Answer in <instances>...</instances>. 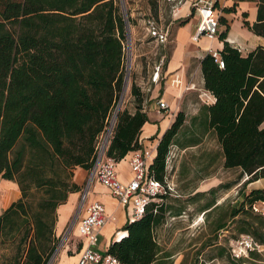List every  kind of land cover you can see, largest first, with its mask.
I'll return each mask as SVG.
<instances>
[{
	"label": "trees",
	"instance_id": "1",
	"mask_svg": "<svg viewBox=\"0 0 264 264\" xmlns=\"http://www.w3.org/2000/svg\"><path fill=\"white\" fill-rule=\"evenodd\" d=\"M256 2L254 23L246 13L242 23L264 39V0ZM125 27L118 0H0V180L16 184L20 193L0 213V243L13 246V255L0 264H45L54 253L56 209L79 190L73 170L92 168L98 137L123 86ZM225 39L223 32L219 40ZM218 57L222 65L211 54L200 61L203 87L213 97L205 108V131L220 147L222 167L238 169V180L247 177L244 189L264 178V46L243 55L224 41ZM130 95L134 112L125 105L117 113L106 153L116 163L141 148L148 122L140 89L132 85ZM184 120L179 112L148 167V176L161 183ZM257 204L264 206V187L245 194L216 231L235 224L238 235L264 246V207ZM164 218L162 202L148 204L106 254L122 264H153L159 253L154 229ZM218 250L221 258L224 249Z\"/></svg>",
	"mask_w": 264,
	"mask_h": 264
},
{
	"label": "crops",
	"instance_id": "2",
	"mask_svg": "<svg viewBox=\"0 0 264 264\" xmlns=\"http://www.w3.org/2000/svg\"><path fill=\"white\" fill-rule=\"evenodd\" d=\"M190 4V0H187L180 3L181 6H173L172 20L165 27L157 26L161 30L168 31V40L165 43H158L148 35L146 21L152 18L145 20L143 34L137 35L136 31L131 33L132 76L126 108L130 114L134 112V104L132 102L129 104V100L131 98L130 88L135 85L140 89L143 97V111L148 117V122L143 125L139 136L141 147L153 148L154 158L159 140L165 131L170 128L179 112H182L185 117L179 134L182 128H191L190 137L187 141L180 142L178 134L172 145V148H177L180 154L177 158L170 160L166 170V178L173 186L175 193H168L162 199L165 218L163 223L154 229L159 253L153 264H170L169 261L174 255H178V259L173 264H180L182 253L168 251V248L180 235H206L204 219L213 208L221 205L219 200L212 199V196L221 190L227 191V189L222 188L227 184H223L221 176L210 171L202 173L195 170V168L189 169L182 159L186 150L197 148L202 144L203 140L196 134V131H199L201 127L205 129L207 122L205 108L208 106L203 102L206 97L200 96L201 93L206 92L203 87L200 61L207 54H218L223 48L224 41L237 48L243 55L258 46H264V39L254 35L242 23L243 13L247 14V21L250 25L254 23L257 11L256 0H223L220 7L221 11L224 8L233 9L232 13L222 12L220 16L226 20V24H220L219 33L215 39H207L202 36L196 42L192 40V37L196 31L199 18L196 13L193 16L191 15ZM177 19H181L180 24L173 23ZM223 32H226V39L220 41L219 35ZM146 37L149 39L148 41H146ZM160 62H162V67L159 81L154 83L151 81V77L154 67ZM159 99L167 104L168 109L166 111L157 110L156 101ZM208 100L210 101V98ZM181 144L183 146H180ZM218 150L221 169L227 172L229 170L222 167L223 158L219 146ZM202 152L201 155L212 156L211 153ZM195 155L196 153L193 154V156ZM129 157L130 153L117 163L116 167L119 179L123 183L127 182L131 176L128 167ZM210 165L211 163L208 164V166ZM87 175L88 171L79 167L73 170L72 182L79 190L69 193L66 201L56 209V238L62 236L73 220L76 223L79 194L84 188L82 184ZM246 179L247 177H244L238 181L243 183ZM260 182H264V178L249 183L245 187L246 190H242L239 198H242L251 190L262 189L264 184L261 186L256 185ZM212 190H214V193H211ZM89 200L102 203L108 216L106 224L98 232L96 246L98 252L106 253L111 243L119 237L126 236L123 227L131 217V210L119 205L108 190L100 184L91 189ZM74 233L79 239L78 247L68 245V240L64 245L65 249L58 251L56 254L53 264H78L79 253L84 245V240L78 235L76 229ZM207 235L210 239V234ZM205 240L206 237L204 236L200 241V244L203 243L204 249L207 246ZM194 246L195 244L192 247ZM208 248H210V245H208ZM261 260L260 254H252L251 261Z\"/></svg>",
	"mask_w": 264,
	"mask_h": 264
},
{
	"label": "built area",
	"instance_id": "3",
	"mask_svg": "<svg viewBox=\"0 0 264 264\" xmlns=\"http://www.w3.org/2000/svg\"><path fill=\"white\" fill-rule=\"evenodd\" d=\"M217 0H190L191 9L198 15L199 21L196 31L192 37L197 41L200 37L215 39L219 33V15L215 7ZM176 12V10H175ZM126 20V35L122 42L123 51V86L119 97L111 112L103 132L98 137L95 147V160L92 168L88 171V181L79 194V206L75 223V229L78 235L84 240V245L79 253L78 264H122L115 257L100 253L96 250L98 243V232L106 224L108 216L105 207L99 201H90L89 195L93 182L100 184L108 190L110 195L117 203L131 210L129 223L139 220L145 208L150 203H161L162 197L168 193H175L173 186L164 178V183L148 176L149 163L153 159V148L137 149L130 153L128 167L130 179L123 183L119 179L117 163L107 156L109 142L113 135L116 123L117 113L127 104V95L132 76L131 62V31L130 24ZM146 31L148 35L158 43H165L168 40V31L157 27L154 20L146 21ZM219 65H222L218 54L213 53ZM162 62L154 67L151 77L152 82L159 81ZM206 91V90H205ZM200 96L206 97L203 102L209 106L213 102V97L209 92H203ZM210 98V101L208 100ZM156 107L159 111H166L167 104L161 99L156 101ZM168 156L166 161V170L170 163ZM67 228L60 237V244L63 247L69 240ZM121 238H117L119 241ZM264 246L258 244L251 236L241 235L236 241L230 244L229 255L234 260L249 259L250 253L260 254ZM56 250L45 264H53Z\"/></svg>",
	"mask_w": 264,
	"mask_h": 264
},
{
	"label": "rangeland",
	"instance_id": "4",
	"mask_svg": "<svg viewBox=\"0 0 264 264\" xmlns=\"http://www.w3.org/2000/svg\"><path fill=\"white\" fill-rule=\"evenodd\" d=\"M121 10L124 15L129 18L131 33L137 32V35L144 33V22L148 18H152L156 25L166 26L169 21L172 20V7L181 6L187 0H118ZM219 1V2H218ZM223 0H217L215 7L217 9L219 18L222 15L220 9ZM191 15L195 13L190 10ZM181 19H177L174 24H180ZM220 26V23H219ZM134 35V34H133ZM132 36V34H131ZM149 39L146 37V41ZM133 103V98L129 100V104ZM134 104V103H133ZM134 107V106H133ZM190 129L188 127L182 128L179 134V141L185 142L190 137ZM202 127L196 134L202 138V144L197 148L188 149L184 152L182 159L189 169L195 168L198 172L207 173L208 171L213 174L221 176L223 184H229L230 188L227 191L221 190L212 196V199H217L221 205L213 209L204 219L205 222V233L206 235H180L168 248V251L182 253L180 257V264H230L231 258L229 255L230 244L236 241L241 235L236 232V225L230 224L228 228L216 231V226L220 222H226V215L228 214L231 207H237L241 198V192L243 190L242 181H238V170H229L224 172L221 169L219 162V150L216 139L212 132L207 133ZM203 151V152H202ZM211 153L212 156L201 155L200 153ZM196 153L195 156L193 154ZM180 151L173 147L170 150L169 157L171 161L178 157ZM211 163L210 166L208 164ZM212 166V167H211ZM186 169V168H185ZM211 169V170H209ZM88 178L84 180L82 187L87 183ZM264 182L256 184L257 186L263 185ZM95 186H99L95 181L92 184L91 189ZM4 188V189H3ZM246 188H244V191ZM4 192V193H3ZM3 194V195H2ZM11 194V195H10ZM20 197L19 190L16 184L0 180V212L6 209L12 202L16 201ZM262 204H257L258 210L263 209ZM69 234L68 245H75L78 247L79 239L75 235V221L73 220L67 231ZM210 234V239L208 238ZM206 237V249L203 248V243L200 241ZM55 250L56 252L65 249V246L61 247L60 238H56ZM168 244V243H167ZM195 244L194 247H192ZM210 245V248H208ZM223 248L224 254L221 258L217 256L219 253L218 249ZM54 250V251H55ZM260 253L261 261H251V258L245 259L243 264H264V248ZM102 253V252H101ZM13 255V246L10 241L0 243V263L7 260ZM259 255V254H258ZM178 255H174L169 261L170 264L176 263Z\"/></svg>",
	"mask_w": 264,
	"mask_h": 264
},
{
	"label": "bare ground",
	"instance_id": "5",
	"mask_svg": "<svg viewBox=\"0 0 264 264\" xmlns=\"http://www.w3.org/2000/svg\"><path fill=\"white\" fill-rule=\"evenodd\" d=\"M4 189V188H3ZM4 193V192H3ZM3 195V194H2ZM11 195V194H10ZM122 236V235H121ZM122 239V238H121Z\"/></svg>",
	"mask_w": 264,
	"mask_h": 264
}]
</instances>
